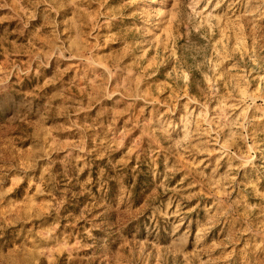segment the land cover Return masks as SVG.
<instances>
[{"label":"rangeland","instance_id":"rangeland-1","mask_svg":"<svg viewBox=\"0 0 264 264\" xmlns=\"http://www.w3.org/2000/svg\"><path fill=\"white\" fill-rule=\"evenodd\" d=\"M0 264H264V0H0Z\"/></svg>","mask_w":264,"mask_h":264}]
</instances>
